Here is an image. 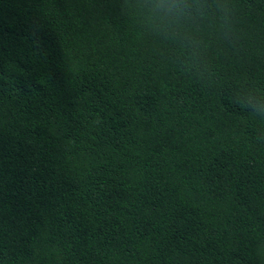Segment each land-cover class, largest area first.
I'll use <instances>...</instances> for the list:
<instances>
[{
	"label": "trees",
	"instance_id": "1",
	"mask_svg": "<svg viewBox=\"0 0 264 264\" xmlns=\"http://www.w3.org/2000/svg\"><path fill=\"white\" fill-rule=\"evenodd\" d=\"M0 264H264V0H0Z\"/></svg>",
	"mask_w": 264,
	"mask_h": 264
}]
</instances>
